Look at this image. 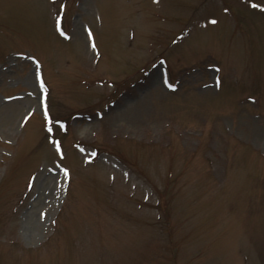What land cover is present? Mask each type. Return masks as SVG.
I'll return each instance as SVG.
<instances>
[{"label":"rangeland","instance_id":"374dc122","mask_svg":"<svg viewBox=\"0 0 264 264\" xmlns=\"http://www.w3.org/2000/svg\"><path fill=\"white\" fill-rule=\"evenodd\" d=\"M0 264H264V0H0Z\"/></svg>","mask_w":264,"mask_h":264},{"label":"snow or ice","instance_id":"6c2138e0","mask_svg":"<svg viewBox=\"0 0 264 264\" xmlns=\"http://www.w3.org/2000/svg\"><path fill=\"white\" fill-rule=\"evenodd\" d=\"M253 7L260 8L261 5H259V4H254ZM224 10H225V11H228V9H224ZM212 23H217V21L213 20ZM60 31H61V34H62V35L67 36V33L64 32V30H63L62 27H61ZM89 34H91V30H89ZM93 47H95V44H93ZM33 59H34V58H33ZM36 64H37V67H39V61H36ZM37 75H38V80H39L40 85L43 86V84H44V79H43V75H42V73H39V72H38ZM169 86L171 87L172 85H169ZM44 112H45V114L48 116V123H49L48 131L51 133V132L53 131V128L51 127V124L53 123V121H52V117H51L50 113L48 112V107H47V104H46V103L44 104ZM55 124H57V125H63V121L57 119V120H55ZM64 130H65V131L67 130V129H66V126H65V129H64ZM53 143H54V146H55L56 148H58V149L61 148V142H60L59 140H54ZM60 155H61V156L64 155V153H63L62 150L60 151ZM93 155H95V154H93ZM63 172H64L65 176H70V169H69V168L65 167V168L63 169Z\"/></svg>","mask_w":264,"mask_h":264}]
</instances>
